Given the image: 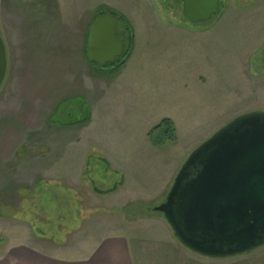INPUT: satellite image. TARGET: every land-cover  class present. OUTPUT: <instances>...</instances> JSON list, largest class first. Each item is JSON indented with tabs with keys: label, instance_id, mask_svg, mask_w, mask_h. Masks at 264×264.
Returning a JSON list of instances; mask_svg holds the SVG:
<instances>
[{
	"label": "rangeland",
	"instance_id": "374dc122",
	"mask_svg": "<svg viewBox=\"0 0 264 264\" xmlns=\"http://www.w3.org/2000/svg\"><path fill=\"white\" fill-rule=\"evenodd\" d=\"M218 1L208 21L191 23L183 0H0V253L32 237L84 253L86 239L172 236L160 215L130 207L160 205L193 149L233 118L264 111V0ZM100 12L124 19L116 38L127 55L93 68L86 38ZM80 99L87 123L49 124L60 105L83 116ZM163 119L173 139L155 147L147 134ZM118 181L133 194L122 206L97 195ZM258 251L227 264L264 257Z\"/></svg>",
	"mask_w": 264,
	"mask_h": 264
},
{
	"label": "water",
	"instance_id": "95a60500",
	"mask_svg": "<svg viewBox=\"0 0 264 264\" xmlns=\"http://www.w3.org/2000/svg\"><path fill=\"white\" fill-rule=\"evenodd\" d=\"M218 4L183 0V15L191 23L208 21ZM119 20L110 12L93 20L86 45L91 63L103 67L122 56L123 42L116 39ZM6 70L0 37V87ZM153 212L196 256L226 260L264 249V111L233 118L193 149Z\"/></svg>",
	"mask_w": 264,
	"mask_h": 264
},
{
	"label": "crops",
	"instance_id": "0c3cea01",
	"mask_svg": "<svg viewBox=\"0 0 264 264\" xmlns=\"http://www.w3.org/2000/svg\"><path fill=\"white\" fill-rule=\"evenodd\" d=\"M89 64L91 63L89 62ZM93 68L95 67L93 66ZM90 71H92V67ZM120 164L123 167H127L124 163ZM123 167L120 169L123 170ZM118 168L111 170L110 173L115 174L120 171ZM173 178L174 175L171 174L170 184ZM140 188L138 189L140 190ZM127 194V196L123 195L121 181H118L117 184H112L108 190L99 191L97 195L122 201L123 198H130L133 195ZM124 203L123 200L120 205L122 206ZM32 238L34 239L32 245L28 244V241L23 238L19 242H12L9 246L6 245L0 253V264H227V262L232 260L243 258L238 257L226 260L202 258L190 254L169 235L161 238H134L131 240L123 235L105 236L95 240L90 238L91 241L86 239L84 245H81V248L85 249L84 253L78 251V249L67 251L68 249H62L57 246H52L51 248L42 247L41 244H38L39 238ZM162 247L169 249H166V251L160 250ZM258 252L256 251L252 254ZM168 253H172L174 258L165 260ZM152 255L155 257H152ZM250 256L252 255H248V257ZM246 257L244 256V258ZM244 264H264V257L258 256L257 259H246Z\"/></svg>",
	"mask_w": 264,
	"mask_h": 264
},
{
	"label": "trees",
	"instance_id": "16d2710c",
	"mask_svg": "<svg viewBox=\"0 0 264 264\" xmlns=\"http://www.w3.org/2000/svg\"><path fill=\"white\" fill-rule=\"evenodd\" d=\"M102 13H104V12H100L98 15H100ZM98 15H96L95 17H97ZM119 22H124V19L122 17H120ZM126 27H127L126 30L130 34V28L127 25H126ZM85 54H86V58H87V53H85ZM126 55L127 54L123 52L122 57L118 58L115 61L113 66L120 64L121 60H123V58H125ZM87 60H88V58H87ZM88 62H89V60H88ZM91 64L95 67H98V65H96L94 63H91ZM79 102L81 103V107L83 108V113H82L83 116L80 115L79 116L80 118L74 119V117L72 116V113L66 112L65 110H63L62 106L60 105V106L55 107V109L53 110V113L51 114V116L49 117V120H48L49 124L59 125V126H70V125H77V124H81V123L82 124L87 123L89 121V117H90L89 110H88L87 106L85 105L84 101H82L80 99ZM59 117H60V119H59ZM172 133H173V125H172L171 121L168 119H163L156 127L152 128V130H150L148 132L147 137L153 146L161 147V146H163V143H165L167 140L173 139ZM130 211H132V212L141 211V212L151 213V214H155V215L157 214V213L153 212L152 207L147 206V205L145 206L144 203H142V202H138L137 204L130 207ZM158 215L159 214H157V216Z\"/></svg>",
	"mask_w": 264,
	"mask_h": 264
},
{
	"label": "flooded vegetation",
	"instance_id": "af4514ba",
	"mask_svg": "<svg viewBox=\"0 0 264 264\" xmlns=\"http://www.w3.org/2000/svg\"><path fill=\"white\" fill-rule=\"evenodd\" d=\"M92 24V23H91ZM91 27V26H90ZM90 29V28H89ZM88 35V34H87ZM86 45H87V39H86Z\"/></svg>",
	"mask_w": 264,
	"mask_h": 264
}]
</instances>
